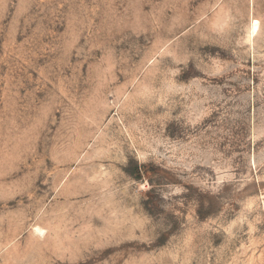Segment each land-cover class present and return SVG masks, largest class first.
Instances as JSON below:
<instances>
[{
    "label": "rangeland",
    "instance_id": "rangeland-1",
    "mask_svg": "<svg viewBox=\"0 0 264 264\" xmlns=\"http://www.w3.org/2000/svg\"><path fill=\"white\" fill-rule=\"evenodd\" d=\"M0 264H264V0H0Z\"/></svg>",
    "mask_w": 264,
    "mask_h": 264
},
{
    "label": "bare ground",
    "instance_id": "bare-ground-1",
    "mask_svg": "<svg viewBox=\"0 0 264 264\" xmlns=\"http://www.w3.org/2000/svg\"><path fill=\"white\" fill-rule=\"evenodd\" d=\"M258 26H259V20L254 19V23H253V27H252V32H251L252 36L257 33ZM37 230H38V232H42V229H40V228H38Z\"/></svg>",
    "mask_w": 264,
    "mask_h": 264
}]
</instances>
